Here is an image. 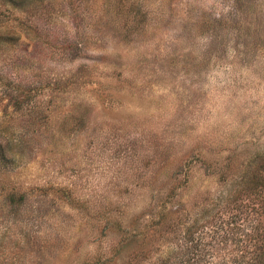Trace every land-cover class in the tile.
I'll use <instances>...</instances> for the list:
<instances>
[{
  "label": "rangeland",
  "instance_id": "rangeland-1",
  "mask_svg": "<svg viewBox=\"0 0 264 264\" xmlns=\"http://www.w3.org/2000/svg\"><path fill=\"white\" fill-rule=\"evenodd\" d=\"M263 234L264 0H0V264H251Z\"/></svg>",
  "mask_w": 264,
  "mask_h": 264
},
{
  "label": "trees",
  "instance_id": "trees-1",
  "mask_svg": "<svg viewBox=\"0 0 264 264\" xmlns=\"http://www.w3.org/2000/svg\"><path fill=\"white\" fill-rule=\"evenodd\" d=\"M256 236H261V233H256ZM262 239L264 241V234L262 235ZM258 249V253L256 254L257 258L255 257L254 262L251 264H264V243L262 246L258 245ZM169 252L170 253H165V255L163 254V256L159 257L156 261L150 262L149 264H173L171 251Z\"/></svg>",
  "mask_w": 264,
  "mask_h": 264
}]
</instances>
